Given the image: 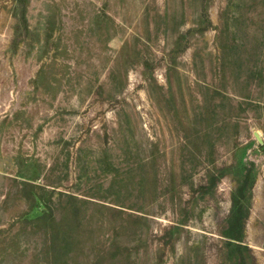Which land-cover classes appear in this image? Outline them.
<instances>
[{"label":"rangeland","instance_id":"rangeland-1","mask_svg":"<svg viewBox=\"0 0 264 264\" xmlns=\"http://www.w3.org/2000/svg\"><path fill=\"white\" fill-rule=\"evenodd\" d=\"M27 5L16 49L0 0V264H264V0Z\"/></svg>","mask_w":264,"mask_h":264},{"label":"trees","instance_id":"trees-1","mask_svg":"<svg viewBox=\"0 0 264 264\" xmlns=\"http://www.w3.org/2000/svg\"><path fill=\"white\" fill-rule=\"evenodd\" d=\"M28 0H16V25L14 27V37L12 39L13 47L17 49L19 43L24 41L25 38L29 35V25L27 21V8H28ZM24 187L23 192L24 196L30 201L33 202L36 201V198L34 196H30L29 194V187L32 185L31 181H23ZM241 202V198L238 197L234 198L233 206L235 208L232 217L233 219H236L237 222H239V218L244 213L243 205ZM31 207L30 209L37 208L39 214L35 217V222H38V226L45 225L48 226L50 224V227H52V223H56V214L54 211H52L51 208H49L48 203H30ZM53 228V227H52ZM232 230H234L235 225L232 223L231 225ZM240 232H238L236 235H234L233 231L230 232L229 236H236L234 240H237V245L240 247L242 246L241 240L238 239ZM230 238V237H229ZM243 242V241H242Z\"/></svg>","mask_w":264,"mask_h":264},{"label":"water","instance_id":"water-1","mask_svg":"<svg viewBox=\"0 0 264 264\" xmlns=\"http://www.w3.org/2000/svg\"><path fill=\"white\" fill-rule=\"evenodd\" d=\"M256 139L260 144H263V140L261 139L260 135L258 133H255Z\"/></svg>","mask_w":264,"mask_h":264}]
</instances>
